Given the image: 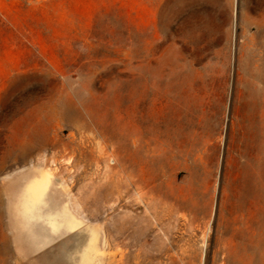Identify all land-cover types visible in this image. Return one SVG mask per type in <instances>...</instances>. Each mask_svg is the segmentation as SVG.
Masks as SVG:
<instances>
[{
  "label": "rangeland",
  "instance_id": "rangeland-1",
  "mask_svg": "<svg viewBox=\"0 0 264 264\" xmlns=\"http://www.w3.org/2000/svg\"><path fill=\"white\" fill-rule=\"evenodd\" d=\"M0 264H264V0H0Z\"/></svg>",
  "mask_w": 264,
  "mask_h": 264
},
{
  "label": "bare ground",
  "instance_id": "bare-ground-1",
  "mask_svg": "<svg viewBox=\"0 0 264 264\" xmlns=\"http://www.w3.org/2000/svg\"><path fill=\"white\" fill-rule=\"evenodd\" d=\"M138 142H141V137H139V140H138ZM138 148H140V149H141V147H140V143H138Z\"/></svg>",
  "mask_w": 264,
  "mask_h": 264
}]
</instances>
